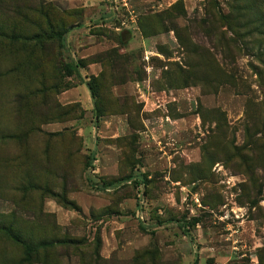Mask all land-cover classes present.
Segmentation results:
<instances>
[{"label": "rangeland", "instance_id": "374dc122", "mask_svg": "<svg viewBox=\"0 0 264 264\" xmlns=\"http://www.w3.org/2000/svg\"><path fill=\"white\" fill-rule=\"evenodd\" d=\"M0 264H264V0H0Z\"/></svg>", "mask_w": 264, "mask_h": 264}, {"label": "trees", "instance_id": "16d2710c", "mask_svg": "<svg viewBox=\"0 0 264 264\" xmlns=\"http://www.w3.org/2000/svg\"><path fill=\"white\" fill-rule=\"evenodd\" d=\"M77 67H78V65H76V68ZM66 69H67V71L69 73H72V70H73L72 66L67 65ZM88 86H89V88H90V90H91V92L93 94V97L96 99L98 97V95H97V92H96L97 90H96V87H95L94 83L90 81V82H88ZM100 116H101V112H100V110H98L97 118H99ZM88 166L92 167L90 162L88 163ZM54 244H55V242H53V241H49V242L43 241V242L40 243V245L43 246V247L52 246ZM31 250H32V248H31Z\"/></svg>", "mask_w": 264, "mask_h": 264}]
</instances>
